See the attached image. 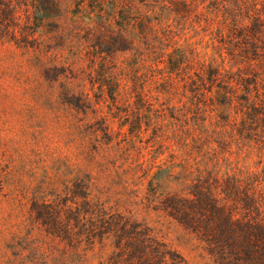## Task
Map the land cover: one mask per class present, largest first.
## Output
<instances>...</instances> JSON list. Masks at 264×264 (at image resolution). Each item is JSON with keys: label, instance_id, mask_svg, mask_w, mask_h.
<instances>
[{"label": "rangeland", "instance_id": "374dc122", "mask_svg": "<svg viewBox=\"0 0 264 264\" xmlns=\"http://www.w3.org/2000/svg\"><path fill=\"white\" fill-rule=\"evenodd\" d=\"M262 2L0 0V264L32 247L20 242L32 199L87 175L186 264H214L144 196L150 182L185 193L209 174L264 190V41L251 28ZM40 232V251L60 257L64 241ZM113 249L106 239L64 258L109 264Z\"/></svg>", "mask_w": 264, "mask_h": 264}, {"label": "trees", "instance_id": "16d2710c", "mask_svg": "<svg viewBox=\"0 0 264 264\" xmlns=\"http://www.w3.org/2000/svg\"><path fill=\"white\" fill-rule=\"evenodd\" d=\"M262 22L257 16L251 28L263 42ZM142 53L135 48V58ZM101 143L97 138L95 148ZM121 177V182L113 184H124ZM258 181L209 174L190 184L185 193L159 191L150 182L144 198L148 207L163 211L194 234L214 264H264V190ZM111 188L87 175L74 178L63 191L52 193L51 199H32L28 235L20 240L32 242V247L16 264H79V258L71 261L64 255L92 249L106 239L112 240L114 248L109 264H186L183 255L158 239L150 226L126 214L128 208L119 210L125 205L122 198L109 204ZM35 228L51 240L64 241L60 257L50 259L40 251L41 238L32 237Z\"/></svg>", "mask_w": 264, "mask_h": 264}]
</instances>
